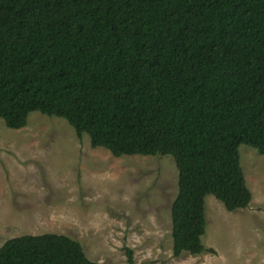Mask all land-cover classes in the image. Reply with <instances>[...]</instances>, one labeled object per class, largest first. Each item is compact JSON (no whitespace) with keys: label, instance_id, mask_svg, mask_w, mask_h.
<instances>
[{"label":"trees","instance_id":"trees-1","mask_svg":"<svg viewBox=\"0 0 264 264\" xmlns=\"http://www.w3.org/2000/svg\"><path fill=\"white\" fill-rule=\"evenodd\" d=\"M33 111L116 157L172 156L173 254L215 252L207 195L247 207L239 147L264 155V0H0V118ZM0 264L100 263L46 233L7 239Z\"/></svg>","mask_w":264,"mask_h":264},{"label":"rangeland","instance_id":"rangeland-1","mask_svg":"<svg viewBox=\"0 0 264 264\" xmlns=\"http://www.w3.org/2000/svg\"><path fill=\"white\" fill-rule=\"evenodd\" d=\"M253 194L228 211L206 197V233L215 252L173 254L171 207L178 169L170 155L114 156L92 147L63 118L30 113L21 129L0 118V246L25 234H65L100 264H264V155L241 144Z\"/></svg>","mask_w":264,"mask_h":264}]
</instances>
